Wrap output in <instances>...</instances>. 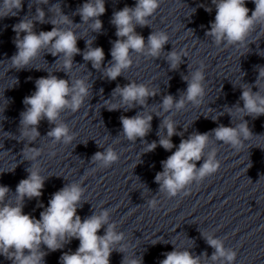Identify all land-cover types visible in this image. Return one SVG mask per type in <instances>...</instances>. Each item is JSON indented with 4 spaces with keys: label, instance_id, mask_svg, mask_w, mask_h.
Returning a JSON list of instances; mask_svg holds the SVG:
<instances>
[{
    "label": "clouds",
    "instance_id": "1",
    "mask_svg": "<svg viewBox=\"0 0 264 264\" xmlns=\"http://www.w3.org/2000/svg\"><path fill=\"white\" fill-rule=\"evenodd\" d=\"M246 2L247 0H211L216 14L214 21L210 22V30L206 31L205 35L211 38L216 46L242 47L258 25L264 26V0H252L255 9L251 11V15L245 6ZM48 3L49 0H36L37 5ZM160 4L161 0H135L134 7L126 5L113 13L110 23L115 26L117 39L112 42L111 60L103 68L105 78L115 81L130 69L133 65V53L136 56L157 59L165 52L164 46L170 40L165 31H152L147 39L136 31L137 26L150 27V18L154 16ZM22 6L23 0H0V18L16 15ZM199 7H203L209 13L213 10L205 4H200ZM53 9H56L55 16L52 15L46 20L45 11L37 6L35 16L25 17L14 25L13 31L16 36L13 42L17 52L10 58V62L12 68L22 70L32 64L42 52L58 56L59 59L63 57L61 70L69 79L49 74L35 80V91L23 99L25 110L20 113L19 137L20 140H27L29 143L35 142L40 137L38 131L40 122L46 119L50 125H54L46 134L51 144L67 146L76 139V134L61 119V114L65 111L73 113L79 111L90 96L92 85L83 78H73L69 75L73 70L74 56L81 54L77 41L82 37L78 36L72 27L60 26L79 24H74L68 15L63 14L59 3L49 8L52 14ZM105 12V0H86L73 15H79L81 24H89L92 32L100 33L103 28L100 17ZM194 12L195 9L192 13ZM34 21L41 24L50 23L53 27L50 31H40L37 34L34 31ZM21 33L24 35L21 36ZM94 39L86 40V49L82 55L84 61L91 62L94 69L101 70L105 53L102 47L92 46ZM183 57H187L186 52L178 53L174 49L167 52L165 60L170 70H177L183 63ZM257 71L254 86L259 90L254 92L253 85L245 83L240 87L242 93L239 101L228 107L227 113L231 117L233 109L243 114L242 120L234 127L220 124L210 132H193L186 139L183 138L184 132L177 131V124L173 119L175 113L180 112L188 104L201 105L206 96L205 66L202 62L188 75L182 76L187 88L180 93L179 99L170 94L164 95L159 111L153 112L160 117L161 113L164 114L157 132L158 142L148 143L144 140L151 131L153 113L142 111L131 117L122 115L119 118L123 137L132 143L139 138L145 145L143 153L154 151L158 145L166 151L176 148L171 155L161 161L163 170L155 175V183L159 185L160 193L169 198L181 193L189 195L191 185L201 184L218 171L220 161L216 158V149L210 148L213 139L239 151L253 136L244 117L251 116L255 119L264 115L262 87L264 66H257ZM158 94L155 87L130 81L124 86L117 84L112 91L111 99L105 100V105L109 104L114 96H118V104L107 107L109 111L119 109L128 111L136 106L146 108L148 99ZM240 101L243 102L242 106ZM184 131H187V128H184ZM174 135L181 137L178 147L172 142ZM115 142H118V139ZM97 146L102 148L101 145ZM26 148L30 152L29 156L24 154ZM24 150L23 156L31 162V167L27 169L29 173L27 178L20 180L16 187L14 202L6 199L10 193L9 187L0 185V255L12 261V264H44V257L48 253L41 250L42 245L46 246L49 252H54L62 249L72 239H78L79 246L75 252L63 253L60 264H110L113 251L126 253L125 249H129L131 244L125 243L124 233L117 231V224L110 219L109 209L102 207L98 213L93 211L92 215L83 220L77 214V209L86 203L83 200L86 191L83 180L67 183L52 194L48 206L40 212L39 219L23 213L25 197L29 200L39 198L47 179L38 167V157L41 154L38 147L26 145ZM118 159L117 151L108 146L103 148V151H97L91 161L97 168H109ZM200 161L203 162L197 167V162ZM147 203L151 208H155L157 200L151 199ZM102 228L104 234L98 235ZM201 236L214 249L210 257L206 252L194 256L187 248L173 244L174 249L163 253L165 258L160 260L159 264H234L237 253L232 248H226L223 239L216 237L214 232H203ZM121 264H143V259L136 258L134 253L130 257L124 256Z\"/></svg>",
    "mask_w": 264,
    "mask_h": 264
}]
</instances>
